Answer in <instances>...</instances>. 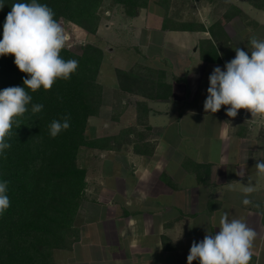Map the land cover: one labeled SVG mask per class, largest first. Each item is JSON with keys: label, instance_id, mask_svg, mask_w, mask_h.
<instances>
[{"label": "crops", "instance_id": "1", "mask_svg": "<svg viewBox=\"0 0 264 264\" xmlns=\"http://www.w3.org/2000/svg\"><path fill=\"white\" fill-rule=\"evenodd\" d=\"M160 8L163 12L149 5L132 18L135 39L144 36L141 48H133L139 51L138 62L167 70L172 99L148 100L140 121L138 103L143 98L119 92V85L114 90L117 102L112 99L111 104L118 115L112 130L100 133L101 128H93L91 137L112 136V148L84 147L80 153L90 148L97 155L94 172L84 164L92 185L84 208L95 215L94 223L80 228L81 238L72 250L58 251L81 247L84 255L72 260L86 264L83 259L92 251L83 249L87 240L100 253L109 249L112 264H187L192 242L218 232L221 214L227 211L256 231L250 264H264V175L255 168L264 160V119H253L244 109L230 118L227 106L217 113L205 112L203 106L213 69L225 70V63L235 58L234 48L250 50L253 36L264 39V10L255 11L250 22L241 21L240 38L235 40L229 22L218 26L209 17L190 20L193 24L180 21L194 26L190 29L170 24L165 28L169 11ZM241 15L243 11L230 19L244 18ZM158 20L160 26L153 27ZM153 31L162 38L151 37ZM92 117L88 134L96 119ZM189 162L211 166L206 183L199 181ZM248 185L256 191L247 194L251 204L245 206L243 188Z\"/></svg>", "mask_w": 264, "mask_h": 264}, {"label": "trees", "instance_id": "2", "mask_svg": "<svg viewBox=\"0 0 264 264\" xmlns=\"http://www.w3.org/2000/svg\"><path fill=\"white\" fill-rule=\"evenodd\" d=\"M104 1L37 0L54 11L58 22L64 18L91 35L98 32L102 20L99 8ZM113 1L129 17L138 16L150 3V0ZM30 2L0 0L4 4L0 9V38L11 6ZM253 4L264 9V3L254 0ZM169 22L167 15L163 27H168ZM180 24V29L194 27ZM217 25L222 26L221 23ZM61 56L65 60H77V71L69 80L58 79L51 90L41 87L32 92L25 88L32 96L28 112L17 118L20 127L16 128L14 124L12 135L7 138L11 147L0 154V181L9 182L7 194L11 202L0 215V264H58L55 251L74 248L81 238V229L76 222L88 188L87 168L79 163L80 153L84 147L112 148V136H87L90 118L99 115L105 103L104 85L98 79L103 49L88 43L80 54L65 47ZM117 76L119 92L143 98L138 103L140 121L148 110V100L172 99L173 86L167 81L164 68L137 62L129 69H117ZM25 78L27 74L20 72L14 64V56H0V90L25 87ZM33 104H42V111L33 114ZM65 115L70 116V127L52 138L50 123L53 120L62 122ZM189 166L199 181L207 182L209 164L189 162ZM163 178L174 186L168 175L163 174Z\"/></svg>", "mask_w": 264, "mask_h": 264}, {"label": "clouds", "instance_id": "3", "mask_svg": "<svg viewBox=\"0 0 264 264\" xmlns=\"http://www.w3.org/2000/svg\"><path fill=\"white\" fill-rule=\"evenodd\" d=\"M4 7L0 3V9ZM68 35L55 19L54 11L46 4L31 0L30 3H14L5 18L3 35L0 38V56H14V64L20 72L27 74L23 80L25 87L12 86L0 90V154L11 147L7 138L12 135L13 125L20 127L17 118L28 112L32 96L25 88L36 92L41 87L51 90L58 79L69 80L78 69L75 59L65 60L61 52L68 42ZM235 58L225 63L222 70L215 67L209 76L207 98L204 110L217 113L227 106L226 114L235 118L239 110L251 113L253 119H264V39L253 36L250 50L234 48ZM250 52V55H249ZM42 104H33V114L41 112ZM70 116L53 120L49 134L55 138L70 127ZM258 174L264 175V160L255 164ZM7 180L0 181V215L10 207ZM256 189L248 185L242 203L247 206L251 200L247 194ZM219 231L207 232L204 239L192 242L187 264H250L253 257L256 231L242 218H230L224 211L219 219Z\"/></svg>", "mask_w": 264, "mask_h": 264}, {"label": "rangeland", "instance_id": "4", "mask_svg": "<svg viewBox=\"0 0 264 264\" xmlns=\"http://www.w3.org/2000/svg\"><path fill=\"white\" fill-rule=\"evenodd\" d=\"M255 1L260 4L264 3V0ZM162 2L163 5L160 4ZM253 3L254 0H213L212 2L209 0H152L151 2L150 0L149 5L150 7H152V9L156 8L161 12H163V9L160 8L162 6L165 7L166 12L167 10L169 11L170 23H168V25L170 24V27H179L181 25L180 21L183 19H185V21L187 22H190V20L193 19L201 21L202 18L204 19L206 17L218 21L219 23L229 22L228 24L232 29L235 40H239V30L242 26L241 21L247 20L250 22V18L252 15H255V11L264 10L261 8H256ZM239 4L241 5L239 6ZM238 6H242L243 8L240 9ZM242 11L244 15L241 16L244 18L239 19L238 17H236L230 19L231 17H235L236 14L242 13ZM99 13L102 17V20L96 35L89 34L84 28L64 18H62L59 22L64 28L65 33L69 37L66 45L67 48H69L73 52L80 54L86 44L94 43L100 46L104 52V58L98 79L104 85L105 104L102 107L101 115L92 117V119H96H94L90 124V134L87 133V136H89L90 138L94 135L93 132H95L93 128H101L99 131L100 133L103 132L105 128L107 129V133L112 130V124H114L113 121H115L114 119H116L118 115V108L114 109L113 105L111 104V100L113 99L116 103L117 101L115 97H118L117 95H115V93L113 94L114 90L119 85L117 69H129L136 62L140 61L139 51H137V49L133 47L136 45V47L141 48V45L144 41L143 34L141 40L135 39L134 32L135 30H137V28L136 25L133 24V17L127 16L113 0H105L99 8ZM153 24V27H159L160 21L158 20ZM196 24L197 23H194V25ZM153 36L154 38H162L163 35H158V32L156 33V31H153L151 37ZM192 41L195 40L192 39ZM156 48V46L155 48H150L151 52H154ZM195 48L196 44L193 43L192 49L194 50ZM84 150L85 151L80 154L79 163L81 166H84V164L86 163L88 166L92 167L94 172L96 163L95 160L97 156L96 151L90 148H86ZM88 185L89 189L87 191V195L82 204L76 222V224L80 228H87L89 222H91V224L92 222L94 223L95 215H90L93 213H89L88 215V210H85L84 208V204L89 200L88 198L91 196L89 194L91 192L90 186L92 185L90 184V182L88 183ZM93 241L95 240L93 239ZM85 243L88 247H85L83 249H89V247H92V251H90L88 254L89 258L83 259L86 264H112L109 249H106L102 253H100L98 249H95V247L89 244L87 240H85ZM56 251L57 253L55 259H57L56 261L58 262V264H74L75 262L72 259L79 257L81 247H77L73 252L58 250ZM80 254L83 256L84 252ZM106 256L108 257L106 258Z\"/></svg>", "mask_w": 264, "mask_h": 264}]
</instances>
